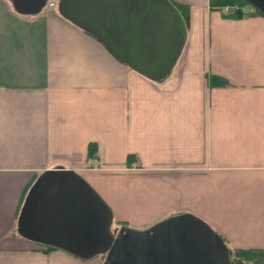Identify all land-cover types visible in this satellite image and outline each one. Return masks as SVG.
Returning a JSON list of instances; mask_svg holds the SVG:
<instances>
[{"label": "crops", "instance_id": "obj_1", "mask_svg": "<svg viewBox=\"0 0 264 264\" xmlns=\"http://www.w3.org/2000/svg\"><path fill=\"white\" fill-rule=\"evenodd\" d=\"M174 1L186 38L155 82L56 0H0V264H102L17 234L29 187L50 170L76 172L115 222L143 230L190 214L264 264V17Z\"/></svg>", "mask_w": 264, "mask_h": 264}, {"label": "water", "instance_id": "obj_2", "mask_svg": "<svg viewBox=\"0 0 264 264\" xmlns=\"http://www.w3.org/2000/svg\"><path fill=\"white\" fill-rule=\"evenodd\" d=\"M264 15V0H244ZM61 17L90 34L117 60L155 82L175 65L186 38L168 0H58ZM106 203L76 172L50 170L30 187L17 233L81 259L103 264H232L231 253L206 223L170 216L145 230L111 229Z\"/></svg>", "mask_w": 264, "mask_h": 264}, {"label": "trees", "instance_id": "obj_3", "mask_svg": "<svg viewBox=\"0 0 264 264\" xmlns=\"http://www.w3.org/2000/svg\"><path fill=\"white\" fill-rule=\"evenodd\" d=\"M173 6L179 11L182 16L185 25L187 24V8L178 4L174 0H169ZM210 9H219L224 10L229 16L234 18H241L243 16H247L249 14H256L263 16L258 10L251 7L244 0H208ZM247 7H251L252 12L247 11ZM97 146L94 143H90L88 145L87 155L88 158H91L96 153ZM120 225H124L120 223ZM54 249V248H46ZM233 252V260L234 264H262L261 262V252L260 250L249 249V250H240L235 249Z\"/></svg>", "mask_w": 264, "mask_h": 264}, {"label": "rangeland", "instance_id": "obj_4", "mask_svg": "<svg viewBox=\"0 0 264 264\" xmlns=\"http://www.w3.org/2000/svg\"><path fill=\"white\" fill-rule=\"evenodd\" d=\"M247 9H249V10H251V7H247ZM113 225V227L112 228H119L120 227V224L119 223H117V222H115L114 221V223H112Z\"/></svg>", "mask_w": 264, "mask_h": 264}]
</instances>
